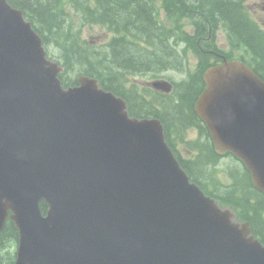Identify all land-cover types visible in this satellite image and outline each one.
<instances>
[{
  "label": "water",
  "instance_id": "1",
  "mask_svg": "<svg viewBox=\"0 0 264 264\" xmlns=\"http://www.w3.org/2000/svg\"><path fill=\"white\" fill-rule=\"evenodd\" d=\"M59 69L0 0V230L11 210L15 264H264L247 224L188 182L158 120L129 118L94 79L62 89ZM203 77L195 111L216 151L264 191V83L238 60Z\"/></svg>",
  "mask_w": 264,
  "mask_h": 264
},
{
  "label": "trees",
  "instance_id": "2",
  "mask_svg": "<svg viewBox=\"0 0 264 264\" xmlns=\"http://www.w3.org/2000/svg\"><path fill=\"white\" fill-rule=\"evenodd\" d=\"M19 7L31 20L35 30L49 46L57 52L64 73L59 77L64 85L75 83L76 74H86L99 79L104 88L124 97L131 114L136 116L161 117L164 113L181 122L193 119L192 104L202 87L201 73L210 64L216 62L211 51L199 54L196 75L192 81H177L168 101L161 108L157 99L148 104L135 105L132 86L127 85L122 71L136 73L147 70L157 76L167 68L186 70L189 59L179 51L183 41L196 49L197 39L206 40L210 49L219 51L213 42L214 32L222 28L233 39L234 46H246L255 59L264 60V30L250 17L239 0H161L165 20H160L158 7L154 0H9ZM184 19L192 26V32L184 29ZM78 21V24H77ZM98 26L112 35L106 45L108 55L99 45L90 46L80 42L77 28L81 25ZM229 58V57H228ZM170 119H168V122ZM201 134L188 147L196 150L195 155L183 159L175 147L166 126V139L187 170L208 194L219 201L229 204L235 210L237 218L248 220L252 231L264 240V194L251 184L248 172L236 169L229 172L232 181H211L212 189H207L203 180H212L210 169L219 159L209 140L208 133L197 121ZM17 241V229L10 220L0 231V264H12L14 247Z\"/></svg>",
  "mask_w": 264,
  "mask_h": 264
},
{
  "label": "rangeland",
  "instance_id": "3",
  "mask_svg": "<svg viewBox=\"0 0 264 264\" xmlns=\"http://www.w3.org/2000/svg\"><path fill=\"white\" fill-rule=\"evenodd\" d=\"M255 1H260V0H250V2L254 5L255 8H257V15L258 16H264V13L261 11L260 6L254 4ZM264 1V0H263ZM251 5V4H250ZM88 37L93 43H100L103 41L106 37V33L98 30V29H93L90 30L88 28H85L83 31V37ZM217 43L220 45L222 48L227 49L229 47L228 41L226 40L224 34L221 31H218L217 33ZM170 75H172L175 78H180L179 74L174 73V72H169ZM142 76V75H141ZM131 80L135 81L140 87L146 84V80H149L148 78L142 76V77H137L131 76ZM231 159L229 157H224L221 159L220 164L218 165V168H226L224 163L229 162ZM221 175V174H220ZM223 177V175H221Z\"/></svg>",
  "mask_w": 264,
  "mask_h": 264
}]
</instances>
